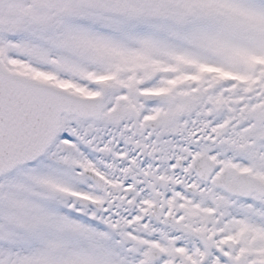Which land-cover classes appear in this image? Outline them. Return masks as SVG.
Instances as JSON below:
<instances>
[{
	"label": "snow or ice",
	"instance_id": "snow-or-ice-1",
	"mask_svg": "<svg viewBox=\"0 0 264 264\" xmlns=\"http://www.w3.org/2000/svg\"><path fill=\"white\" fill-rule=\"evenodd\" d=\"M0 264H264V0H0Z\"/></svg>",
	"mask_w": 264,
	"mask_h": 264
}]
</instances>
